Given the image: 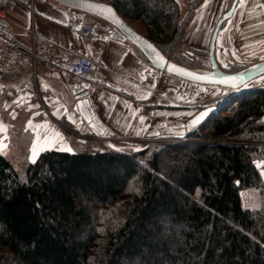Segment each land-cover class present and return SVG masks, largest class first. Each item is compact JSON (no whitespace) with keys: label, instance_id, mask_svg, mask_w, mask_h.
<instances>
[{"label":"trees","instance_id":"1","mask_svg":"<svg viewBox=\"0 0 264 264\" xmlns=\"http://www.w3.org/2000/svg\"><path fill=\"white\" fill-rule=\"evenodd\" d=\"M99 1L172 61L207 69L182 42L177 0ZM214 57L226 72L248 66ZM218 104L183 138L138 147L91 131L20 166L0 152V264H264V87ZM13 140L27 155L23 133Z\"/></svg>","mask_w":264,"mask_h":264},{"label":"crops","instance_id":"2","mask_svg":"<svg viewBox=\"0 0 264 264\" xmlns=\"http://www.w3.org/2000/svg\"><path fill=\"white\" fill-rule=\"evenodd\" d=\"M203 2L210 8L213 0ZM218 2L215 0V8L211 13L205 10L196 18L199 26L193 29L192 41L187 40L186 34L190 30L188 24L193 22L194 17L190 19L182 36L183 44L201 49L209 45L213 16L219 12ZM178 4L182 18V3ZM33 5V16L26 7L17 3L6 9L11 32L19 42L31 45L30 28L33 24L37 44L52 42L92 59L95 86L89 90L90 105L100 123L110 132L111 140H141L149 132L187 119L197 111V97L192 90L196 92L202 84L169 76L166 91L149 100L160 73L138 54L129 41L112 37L107 30H97L96 39L88 41L70 27L76 16H81L88 24L91 18L86 13L73 10L56 0H34ZM214 50L221 64L222 54L226 52L263 58L264 0H238L231 16L217 33ZM0 76L1 85L11 90L16 105L29 110L38 108L42 113L49 110L58 127L52 128L43 116L27 120L25 128L32 134L27 155H34L36 159L46 149L73 150L89 138L92 130L74 107L73 87L66 83L63 68L47 73L40 66L33 74L29 66L16 64L5 67ZM26 86L36 88L41 100L28 96ZM256 86L264 87V79H260ZM181 87H186L190 92L183 94ZM147 116L150 117L149 122H146ZM8 148H0V152L8 155L9 151L5 150ZM35 159L28 158L29 161Z\"/></svg>","mask_w":264,"mask_h":264},{"label":"water","instance_id":"3","mask_svg":"<svg viewBox=\"0 0 264 264\" xmlns=\"http://www.w3.org/2000/svg\"><path fill=\"white\" fill-rule=\"evenodd\" d=\"M56 1L72 8L73 10L85 12L106 21V28L110 36H117L122 41H129L144 55L152 67L159 71H163L170 76L193 83L215 85L230 90H239L254 78L264 74V58L235 72L223 71L215 60L214 44L217 33L220 29L221 23L232 14L238 0H233L230 8L219 18L212 31L208 51L210 68L204 71L178 64L172 61L168 56H165L148 38L137 32L131 24L126 22L111 4L99 0ZM72 87V92L75 98L74 107L82 119L93 132L104 139H110V132L100 123L90 105L88 91L89 83L85 81L77 82L74 83ZM217 111L218 105L204 106L186 120L155 129L149 132L147 136L151 138H183L188 132L196 128ZM201 113H204V115L202 118L198 119Z\"/></svg>","mask_w":264,"mask_h":264},{"label":"rangeland","instance_id":"4","mask_svg":"<svg viewBox=\"0 0 264 264\" xmlns=\"http://www.w3.org/2000/svg\"><path fill=\"white\" fill-rule=\"evenodd\" d=\"M177 1L182 3V18H186L189 15L187 22H186V26H187L188 22L190 21V19H192L194 17L193 22H189V24H188V30L189 29L190 30L188 31V33L186 32V34L188 35L187 40L192 41L194 38L193 29H194V27L199 26V23L196 22L197 21L196 18L200 17L201 13L205 10L207 11V13H211V10L213 11V9L215 8V5H214L215 0H213L212 5H210V8L206 7V2H203V0H177ZM217 2H218V0H217ZM232 2H233V0H219L218 6H217V9L219 12L217 15L213 16L211 30L209 33L210 35L212 34V31H213L217 21L225 13V11L230 8ZM86 15H87V17H89V19L91 18V20L88 21L89 26H91L93 24H97V28H96L97 30H103V31L107 30V28H106L107 22L106 21H104L100 18H97L96 16H92L89 14H86ZM226 20L227 19H225L223 22H226ZM224 24H223V26H224ZM134 26H136V25H134ZM186 26H185V29H186ZM137 29L140 30V28H138V27H137ZM184 45L186 46V48L188 47L191 49L204 51V53H206V54H195L194 57L196 59H200L201 62L205 65V67L207 69L210 68L209 57L207 55V52L209 50V45H207L205 47V49L197 48L195 46H190V45H186V44H184ZM220 55H221V53H220ZM222 55H223L222 65L224 67H227L229 65H248L249 66L255 60H261L264 58V57L259 58L255 55H252V54L239 55V54H229L227 52L223 53ZM192 69H195V68H192ZM196 70H198V69H196ZM200 71H204V70H200ZM238 71H240V70H238ZM159 73H160L159 75H161L160 71H159ZM1 77L2 76H0V79H1ZM260 79H264V74L254 78L253 80L248 82L245 86H243L239 90H230V89L223 88L220 86L202 84V87L199 90L195 89L196 92H194V90H192V92L194 94H196L197 98L199 95H205V97L202 96V100H204L205 102H208L207 99H209V100H213L214 103H216V102L219 103V101L221 99L229 96L232 93H236V92H239V91H242V90L256 86V84L259 83ZM189 92L190 91H188V93ZM193 93H191V94H193ZM28 96L36 99V96L33 94L29 93ZM196 102L200 103V101L199 100L197 101V99H196ZM16 103L17 102H15L13 99V95H12L11 90L4 88V86H2L0 83V148H4L5 146H8L9 148L5 149V150L6 151L8 150L9 152H8V155L6 154L5 156H7L16 166H20L21 161L25 157H27V159L28 158L29 159H35V158H33L34 155H25L26 150H25L24 146L26 144H24V143H22V147H21L22 152L16 155V149H15L13 136L17 135V133H19V132L23 133L24 141H26V142L30 141V138L32 136L30 130L25 128L27 120H31V119L34 120L35 118H40V116H43V118L46 117L48 124L52 128L58 129V127L55 126L56 124L54 123V119L52 118L53 113H51L49 110H46V111H44L45 113H42L38 110V108L37 109L36 108L31 109L30 108V110L24 109L21 106L16 105ZM210 105H212V104H210ZM72 136H75V135H72ZM147 140H150V139L147 137H144L141 140H132V141H135L134 143H136L139 147L142 145L143 142H145ZM112 141L115 142L116 139H113ZM119 145L121 147H124L123 144L122 145L119 144ZM242 198H243V202L245 205H248V206L252 205L253 196L251 194V190L243 191L242 192Z\"/></svg>","mask_w":264,"mask_h":264},{"label":"built area","instance_id":"5","mask_svg":"<svg viewBox=\"0 0 264 264\" xmlns=\"http://www.w3.org/2000/svg\"><path fill=\"white\" fill-rule=\"evenodd\" d=\"M14 3L26 7L31 16L35 14L34 0H0V75L3 74L5 67L16 64L29 66L33 74L40 66L47 73H53L58 68H63L67 84L71 85L74 82L85 81L89 83L88 91L95 86L94 63L88 56L79 55L71 49L56 46L52 42L37 44L33 24L30 28L31 45L21 43L14 37L6 16V9ZM70 27L88 41L96 39L97 24L89 26L81 16H76ZM167 77L168 75L164 72L156 77L149 100L166 91L168 87ZM25 90L41 100L42 97L36 88L26 86ZM119 91L122 92V89H119ZM180 91L185 94L188 89L181 87ZM202 96L205 97V95H199L197 98V101H200V103H197L198 109L210 104L213 105V100L207 99L208 102H205L202 100ZM149 121L150 117L147 116L146 122Z\"/></svg>","mask_w":264,"mask_h":264},{"label":"snow or ice","instance_id":"6","mask_svg":"<svg viewBox=\"0 0 264 264\" xmlns=\"http://www.w3.org/2000/svg\"><path fill=\"white\" fill-rule=\"evenodd\" d=\"M149 47H151V46H149ZM229 79H232V78H229ZM203 115H204V113H201L200 114V117H198V119L199 118H202ZM66 150L69 151V152L72 151V149H70V148H68ZM34 152H35V148H34ZM253 163H255L256 166L259 168L261 166V163H264V162H261V161H253ZM261 175H264V171L261 172Z\"/></svg>","mask_w":264,"mask_h":264}]
</instances>
